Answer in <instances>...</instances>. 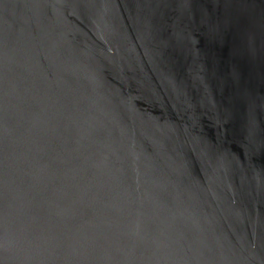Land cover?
Here are the masks:
<instances>
[{"label":"water","instance_id":"1","mask_svg":"<svg viewBox=\"0 0 264 264\" xmlns=\"http://www.w3.org/2000/svg\"><path fill=\"white\" fill-rule=\"evenodd\" d=\"M0 264H264V0H0Z\"/></svg>","mask_w":264,"mask_h":264}]
</instances>
